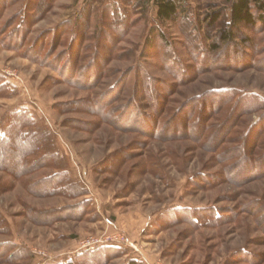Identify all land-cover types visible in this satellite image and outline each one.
Here are the masks:
<instances>
[{"label": "rangeland", "instance_id": "obj_1", "mask_svg": "<svg viewBox=\"0 0 264 264\" xmlns=\"http://www.w3.org/2000/svg\"><path fill=\"white\" fill-rule=\"evenodd\" d=\"M155 1L0 0V140L58 157L0 169V264H264V24Z\"/></svg>", "mask_w": 264, "mask_h": 264}, {"label": "trees", "instance_id": "obj_2", "mask_svg": "<svg viewBox=\"0 0 264 264\" xmlns=\"http://www.w3.org/2000/svg\"><path fill=\"white\" fill-rule=\"evenodd\" d=\"M155 4L158 8L157 19L161 22L170 23L177 21L181 9L185 7L184 0H156ZM222 17H224L223 14L221 15L219 12H214L208 18V25L211 26L215 24L216 21H218ZM260 22L264 24V0H232L230 3V24L227 25V30L221 32L220 41H222L223 43L234 42L237 39L235 30H238L242 25L246 27H255ZM213 48L218 49L219 47L215 44ZM19 117V128H17V130H15L13 133L10 128V133L5 137V139L0 140V169L3 168L9 170V167L15 166V163L20 160H27V163L33 164V162L30 161V158L40 154H42L45 158L44 163L47 164L48 160L51 161L50 164L52 163L50 166H54L55 162L53 161H57L58 157L55 154L50 153L47 147L37 144L41 139V134H38V132L37 134L34 132H26V124L28 123L23 122V119L25 118L22 113H20ZM204 138L205 137H203V140ZM60 176L63 175L57 173L48 178L49 180L44 183L46 193H63L61 186L58 185V187H54L56 179L62 178ZM51 187H54V189H51ZM8 246L10 249L15 248V250L17 251L10 258L13 264L15 263V261H22L26 258H32L26 249L19 248L13 243L8 244ZM112 252H115V249H106L103 253L110 254ZM80 259L81 258H79V261H81ZM79 261H73L69 264H78ZM86 263V261L80 262V264ZM133 263L137 264V262L135 263V261Z\"/></svg>", "mask_w": 264, "mask_h": 264}, {"label": "built area", "instance_id": "obj_3", "mask_svg": "<svg viewBox=\"0 0 264 264\" xmlns=\"http://www.w3.org/2000/svg\"><path fill=\"white\" fill-rule=\"evenodd\" d=\"M124 242H126V241H124ZM101 243V242H100ZM107 243V242H106Z\"/></svg>", "mask_w": 264, "mask_h": 264}]
</instances>
